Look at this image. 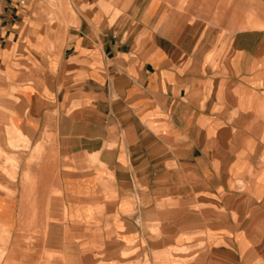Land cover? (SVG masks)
<instances>
[{"label": "crops", "instance_id": "obj_1", "mask_svg": "<svg viewBox=\"0 0 264 264\" xmlns=\"http://www.w3.org/2000/svg\"><path fill=\"white\" fill-rule=\"evenodd\" d=\"M32 1L0 0V264L36 260L20 229L45 264H264V36L87 0L49 54Z\"/></svg>", "mask_w": 264, "mask_h": 264}, {"label": "rangeland", "instance_id": "obj_2", "mask_svg": "<svg viewBox=\"0 0 264 264\" xmlns=\"http://www.w3.org/2000/svg\"><path fill=\"white\" fill-rule=\"evenodd\" d=\"M87 0H50L48 2L32 1L25 11L29 14V18L34 20L35 32L32 37L24 39L36 49L42 48L44 52L49 54L58 53L64 46V42L59 41L67 36L71 26L78 25L77 4ZM122 0H100V3L117 4ZM217 14L225 20L234 16L239 18L237 23L238 30L245 33L255 34L259 39L264 36V0H215ZM93 8V5L82 6L81 9L86 10ZM108 12L113 6H102ZM118 13V12H117ZM58 36V39H57ZM257 40V38H256ZM42 42V44L40 43ZM28 234V237H24ZM40 231L24 230L17 231V235L21 236V251L25 253V249H30L29 255L34 256L36 260L32 264H45V260L55 259L57 255L54 251L41 250L38 245H31L33 237H38ZM30 242V243H29ZM27 243V244H24ZM30 244V245H29ZM6 253V249L1 247V257ZM61 257V256H60ZM3 260V259H2Z\"/></svg>", "mask_w": 264, "mask_h": 264}, {"label": "built area", "instance_id": "obj_3", "mask_svg": "<svg viewBox=\"0 0 264 264\" xmlns=\"http://www.w3.org/2000/svg\"><path fill=\"white\" fill-rule=\"evenodd\" d=\"M17 2H19L20 4H24L29 0H16ZM33 1H38V2H48L49 0H33Z\"/></svg>", "mask_w": 264, "mask_h": 264}, {"label": "bare ground", "instance_id": "obj_4", "mask_svg": "<svg viewBox=\"0 0 264 264\" xmlns=\"http://www.w3.org/2000/svg\"><path fill=\"white\" fill-rule=\"evenodd\" d=\"M50 1V0H49Z\"/></svg>", "mask_w": 264, "mask_h": 264}]
</instances>
